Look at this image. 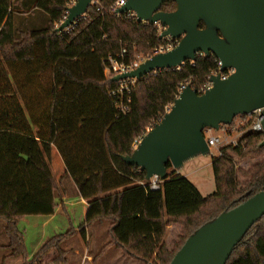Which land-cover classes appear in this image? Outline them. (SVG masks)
I'll return each instance as SVG.
<instances>
[{"label": "trees", "instance_id": "obj_1", "mask_svg": "<svg viewBox=\"0 0 264 264\" xmlns=\"http://www.w3.org/2000/svg\"><path fill=\"white\" fill-rule=\"evenodd\" d=\"M116 1L99 0L69 32H56L70 0H0V220L7 237L0 264L12 258L41 264L51 251L56 255L49 264H66L65 242L76 234L85 241L96 224L107 225L109 240L101 251L115 248L141 264H169L200 226L264 190L263 132L246 130L236 146L219 149L211 163L215 189L207 196L169 163L157 191L147 186L144 171L124 163L171 107L181 85L198 94L206 90L217 59L198 54L194 62L136 80L129 110L121 114L108 95L113 82L104 76L105 59L122 48L126 61L148 58L154 47L168 42L159 39L155 25L115 15ZM175 7L168 1L160 10ZM240 117L246 120L241 129L249 127L248 115ZM53 149L64 164L59 179L51 168ZM247 158L256 160L247 168L237 165ZM67 177L89 204L85 218L49 238L27 260L18 223L25 216L53 215L69 189ZM128 189H141L157 214L142 209L137 215L147 226L120 235L117 229L137 212L127 207L123 191ZM173 224L179 233L169 247L166 236ZM226 264H264V215Z\"/></svg>", "mask_w": 264, "mask_h": 264}, {"label": "water", "instance_id": "obj_2", "mask_svg": "<svg viewBox=\"0 0 264 264\" xmlns=\"http://www.w3.org/2000/svg\"><path fill=\"white\" fill-rule=\"evenodd\" d=\"M92 0H76L56 28L61 32L85 15ZM174 2V11L163 12ZM133 12L137 22L159 23V39L177 41L167 52L151 56L130 72L112 81L140 80L160 70L194 62L198 54L213 55L219 71L234 72L222 80L211 75V87L202 94L186 85L161 120L140 139L127 165L145 172V180L164 181L169 163L178 172L184 163L210 154L205 130L229 126L239 116L259 111L264 133V0H126L116 14ZM203 27H200V24ZM264 215V190L194 231L169 264H226L234 247Z\"/></svg>", "mask_w": 264, "mask_h": 264}, {"label": "rangeland", "instance_id": "obj_3", "mask_svg": "<svg viewBox=\"0 0 264 264\" xmlns=\"http://www.w3.org/2000/svg\"><path fill=\"white\" fill-rule=\"evenodd\" d=\"M245 122L246 120L242 119L240 116L236 117L233 120L232 124L229 126H224L223 128L221 127L219 130H205V137L207 138L209 136H215L222 139L227 135H231V138H237L238 136H241L246 130H248L249 127L241 129L243 128V126H245ZM224 146L227 145L221 144L217 147H212L210 149V154L199 155L193 159H190L184 163L183 167L180 170H178L180 175L188 178L203 196H207L213 193L215 189L211 163L213 158L219 155V149ZM52 156L53 158L51 168L56 178L59 179L63 174V165L61 162V158L59 157L55 149L52 150ZM261 156L264 157V153ZM255 160L256 159L254 158L243 159L240 160L237 165L242 168H247L249 167V165L255 162ZM131 190L128 189L125 191L127 192L125 193V200L127 202L128 209L135 207V210L137 209V212L135 217H133L132 219L124 220L122 225L117 229V232H120V235H124L128 229L147 226L137 215L142 209H144L151 215L157 214V212L155 211V202L152 199L148 198L144 201H139L138 199L135 200L136 197H139V195H137L139 192L141 194V197H144L146 195L141 191V189ZM69 199H73V197L69 196ZM56 203L58 204L59 201L57 200ZM71 203L74 204L71 208V211L69 212L70 207L68 206L66 209V211L70 213V222L64 214H62V218L57 217L56 220L50 225V227L53 224L60 222H62V225L61 228H59L58 231L54 232L53 235L66 231L70 225L76 227L83 220L84 207L81 204H76L77 200H72ZM50 227L43 228L39 223L33 224L30 221V217L28 219H24L23 221H19L18 228H20V230L24 233V247L27 256H29L35 244L40 240L41 237L44 236L45 233H47L46 237L49 235ZM178 232L179 231L176 228L168 229L166 242L169 247L172 246V242L175 241ZM108 240L109 237L107 235L106 224L93 225L89 229L88 236L85 241H82L79 235H73L64 244V252L67 259L66 264H141L129 257L124 256L121 251L115 248L105 250L103 249V251H101V248L104 246V244L107 243ZM6 244L7 237L5 236L3 231V222L0 220V262L7 252L2 247ZM55 255L56 253L51 251L46 257L43 258L41 264H49L48 262ZM8 260V264H11L12 261V264H27V261L23 259L14 258L13 260ZM14 260L18 261L14 262Z\"/></svg>", "mask_w": 264, "mask_h": 264}, {"label": "built area", "instance_id": "obj_4", "mask_svg": "<svg viewBox=\"0 0 264 264\" xmlns=\"http://www.w3.org/2000/svg\"><path fill=\"white\" fill-rule=\"evenodd\" d=\"M75 2H76V0H70L68 8H70L72 5H74ZM125 3H126V0H117L112 7L114 14L117 16L125 15L127 17H132V18L136 19L135 14L133 12H128V13L121 14V15L116 14V10L118 8H120L121 6H123ZM98 4H99V0H92L89 8L92 6L94 7ZM96 10H98V8H96ZM143 23H145V22H143ZM73 24H75V22ZM73 24L69 28L65 29L64 31L69 32L71 30ZM154 25L158 29V34H160L164 30V27H162L159 23H155ZM165 39L167 40L168 43L154 47L151 50V54L148 58H150L153 55L159 54V53L167 52L174 47L172 45V42L175 40H171L169 37H167ZM126 55H127L126 50L124 48H122L118 54L109 55L105 59L104 76L106 78H108L112 81V79L115 76L134 70L142 62H144L146 59H148V58H143L141 56V57H137L133 61H126L125 60ZM220 65H221L220 62L217 60V65H216L217 67H216V70L212 73V75L219 74V76L222 80L227 79L234 72V70L233 69H226V70L220 72L219 71ZM112 82H113V84H112L111 88L108 90V95L115 99L117 109L119 110V112L121 114H126L129 110L128 104L130 103V99H131V97H130L131 88L134 86L136 80L135 79H125V80L112 81ZM210 87H211V83L209 82V79H208L206 89H209ZM184 88H185V85H181L178 92L180 93ZM248 117H249V119H251V123H250L248 130H251L252 132H262V126H261L262 117L260 116L259 111L253 112L252 114L248 115ZM239 137L240 136H238L237 138H231V135H227L225 138L220 139V138H217L215 136H209L207 138L205 137V140L207 142L209 149H211L212 147H217L218 145H221V144L222 145L236 146ZM139 141H140V139L135 143V145H134L135 147L139 143ZM160 182L161 181H159V179L157 177H153L150 181H148L147 186L149 187L150 190L157 191V190H159V183Z\"/></svg>", "mask_w": 264, "mask_h": 264}, {"label": "crops", "instance_id": "obj_5", "mask_svg": "<svg viewBox=\"0 0 264 264\" xmlns=\"http://www.w3.org/2000/svg\"><path fill=\"white\" fill-rule=\"evenodd\" d=\"M56 151V150H55ZM57 152V151H56ZM58 153V152H57ZM59 155V154H58ZM60 157V156H59ZM61 158V157H60ZM61 162H62V165H63V169H64V164H63V161L61 159ZM178 174H180L179 172H177ZM64 183L66 185H68V191L66 193V195L62 198V199H58L59 203L57 204V207L54 211V214L53 215H50V216H38V215H32V216H26L24 218H22L20 221H23L24 219H28L30 217V221L33 223V224H37L39 223L41 227L43 228H48L50 227V225L56 220L57 217L59 218H62V214L66 215V218L68 219V221L70 222V211H71V208L73 207L74 204L71 203L72 200H77V203L76 204H81L83 207H84V216H83V220L85 218V213H86V210L88 208V203L81 199V197L78 196L77 194V191H76V188L74 186V184L72 183L71 179L69 177H67L66 180H64ZM134 190V189H132ZM131 190V191H132ZM124 193H127L124 191ZM139 195V197H136L135 200H139V201H144L145 199L143 197H141V194L140 192L137 194ZM69 196H72L73 199H69ZM71 203V204H70ZM66 205V207H65ZM67 206L70 207L69 208V212L66 211L67 209ZM61 213V214H60ZM82 220V221H83ZM81 221V222H82ZM80 224V223H79ZM19 225V223H18ZM61 225H62V222L60 223H55L53 224L49 229H50V233H49V237L47 236L46 237V234H44L43 237L40 238V240L35 244V246L33 247L32 251L30 252L29 256H28V260L35 254L36 250L39 249V247L45 242L47 241L49 238L55 236L53 235L54 232L58 231L59 228H61ZM174 229L176 228L178 231H179V227L177 225H170L168 227V229ZM20 229V228H19ZM130 229H128L126 232H128ZM65 232V231H63ZM63 232H60V233H63ZM58 233V234H60ZM179 233V232H178ZM24 234V233H23ZM57 235V234H56ZM24 236V235H23ZM14 258L10 259V260H13ZM17 259H22V258H17ZM18 260H14V262H16ZM9 260L6 262V264H8ZM13 262V261H12ZM11 262V264H12Z\"/></svg>", "mask_w": 264, "mask_h": 264}]
</instances>
